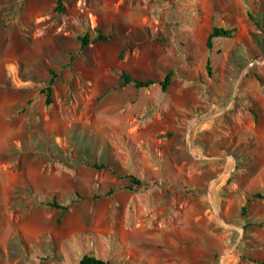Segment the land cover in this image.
Segmentation results:
<instances>
[{
	"label": "rangeland",
	"instance_id": "obj_1",
	"mask_svg": "<svg viewBox=\"0 0 264 264\" xmlns=\"http://www.w3.org/2000/svg\"><path fill=\"white\" fill-rule=\"evenodd\" d=\"M54 6L0 0V264H264V0Z\"/></svg>",
	"mask_w": 264,
	"mask_h": 264
},
{
	"label": "trees",
	"instance_id": "obj_2",
	"mask_svg": "<svg viewBox=\"0 0 264 264\" xmlns=\"http://www.w3.org/2000/svg\"><path fill=\"white\" fill-rule=\"evenodd\" d=\"M64 11H65V0H55L54 12L57 14H63ZM94 32H95V35L92 37L88 33L75 35L76 40L79 41V43H80V50L81 51L84 50L90 44L94 45L97 43L107 42L115 36L114 33H104L99 28L96 29ZM232 32H233V30L229 29V28L213 26L211 29V32L208 34L206 42H205V46L208 49V51H211L213 49V42L212 41L214 38H219V37L229 38L232 36ZM129 50H130V48L128 46H125L124 48H122L118 53V59H122L124 53L129 51ZM73 59H74V57L71 58V60H73ZM205 68H206L208 75H211V68H210V60L209 59L206 61ZM49 72H50V78L47 81L46 85L40 91L42 94L45 95L44 103L46 106H49L52 103L51 95H52V92H53L54 87H55L56 79L58 77V73H56L54 71H49ZM171 75H172L171 71L166 73L163 76L162 80H160V81H156L153 79L140 80V79L133 78L126 71H121L119 74V79H120L122 85H132L135 89L149 88L151 85L158 83L161 90L164 92V91H166L168 85L170 84ZM256 79H257L259 85L261 86L262 92L264 94V81L259 76H256ZM1 86L9 87V86H11V83L5 82ZM93 166L97 169H106L107 168L103 164H100V165L94 164ZM128 177L131 180V183H133V184H139L140 183V180L137 179L134 175H129ZM128 189H132V186L128 185ZM112 191L113 190L111 189L110 192H112ZM253 197L259 198V199L264 198V196L259 194V193H256L255 195H253ZM48 205L51 207L60 209V210H66L68 208L65 205L57 203L55 200H52L51 202H49ZM245 211H246V207L243 206L241 208V213L244 215ZM260 225H263V223H260ZM72 264H109V261L105 260L103 258L94 256V255H91V254H89V255L84 254L76 263H72Z\"/></svg>",
	"mask_w": 264,
	"mask_h": 264
},
{
	"label": "crops",
	"instance_id": "obj_3",
	"mask_svg": "<svg viewBox=\"0 0 264 264\" xmlns=\"http://www.w3.org/2000/svg\"><path fill=\"white\" fill-rule=\"evenodd\" d=\"M104 33H105V32H104ZM114 34H115V33H114ZM115 36H116V34H115ZM115 36H114V37H115ZM114 37H113V38H114ZM113 38H112V39H113ZM110 40H111V39H110ZM110 40H109V41H110ZM107 42H108V41H107ZM102 43H103V42H102ZM97 44H98V43H97ZM123 48H124V47H123ZM118 53H119V52H118ZM117 56H118V55H117ZM133 78H134V77H133ZM136 79H137V78H136ZM141 80H142V79H141ZM146 80H147V79H146ZM153 80H154V79H153ZM156 81H158V80H156Z\"/></svg>",
	"mask_w": 264,
	"mask_h": 264
}]
</instances>
